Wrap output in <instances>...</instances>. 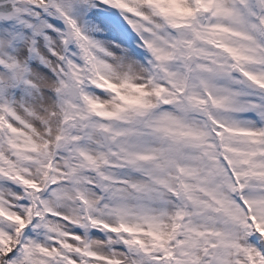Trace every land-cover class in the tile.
Instances as JSON below:
<instances>
[{
  "label": "snow or ice",
  "instance_id": "1",
  "mask_svg": "<svg viewBox=\"0 0 264 264\" xmlns=\"http://www.w3.org/2000/svg\"><path fill=\"white\" fill-rule=\"evenodd\" d=\"M0 264H264V0H0Z\"/></svg>",
  "mask_w": 264,
  "mask_h": 264
}]
</instances>
